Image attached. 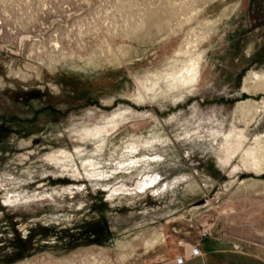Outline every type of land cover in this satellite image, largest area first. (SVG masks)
Instances as JSON below:
<instances>
[{
    "label": "rangeland",
    "instance_id": "374dc122",
    "mask_svg": "<svg viewBox=\"0 0 264 264\" xmlns=\"http://www.w3.org/2000/svg\"><path fill=\"white\" fill-rule=\"evenodd\" d=\"M263 72L264 0H0V264L264 262Z\"/></svg>",
    "mask_w": 264,
    "mask_h": 264
},
{
    "label": "bare ground",
    "instance_id": "6f19581e",
    "mask_svg": "<svg viewBox=\"0 0 264 264\" xmlns=\"http://www.w3.org/2000/svg\"><path fill=\"white\" fill-rule=\"evenodd\" d=\"M200 60H201L200 57L194 58L193 56H190L189 57V60L187 62H184V64L181 67H177V70L176 71H174L172 73L166 74L164 79L170 80V83H168L169 84V87L170 88L173 87L175 89H182V90H184V89H186L188 87L190 88V86H193V85L197 84L198 81H199V77H200L199 76L200 75V69H201ZM156 78H158V81L161 79L158 76H156ZM252 80H254V81L251 84V86H252V88L254 90H261V89L264 90V72L262 74H260V75L259 74H253L252 75ZM158 86H159V82H156L155 80H152L151 81V84L150 85H146L145 87H146V89L148 91L151 92V91H153ZM102 132H103V130L102 131H99V133L97 134V136H100L102 134ZM234 134H235V131H234ZM232 135L233 134H231V137L233 138ZM228 136L226 138H228ZM236 138H234V139L237 140V141H234L235 143L233 141H231V140H228L227 141V144L229 146L227 148V152L229 153V156L227 155L228 156L227 160H229V157H231V155L236 154L241 149V146L243 144V141H242L243 140V137H241V136L239 137V135H236ZM225 148H226V145H225ZM231 148H233V149L231 150ZM136 150H137V148H133V151H136ZM70 158H71L70 155H66L65 156V159L66 160H69ZM224 158L226 159V156ZM245 158H246V160L249 161L250 164L254 165L257 168H260V166H262V165L264 166V154L258 153L257 150H255V149L247 150L246 151ZM225 159H224V161H225ZM158 160H159L158 159V156H154V157H147V156H145L142 159H139L138 161L136 160V162L134 160L133 161V163H134L133 164V168L140 167L143 163L144 164H149L150 162H157ZM52 161L57 162V161H60V159H58V158H52ZM97 165H98L97 163H90L89 166L95 168ZM91 169H93V168H91ZM96 169H97V167H96ZM95 173L96 172H94V174ZM145 177L146 178L145 179L142 178L141 181L136 186V188L135 189H132V190H135V191H138L139 190L141 192V191H143V190H145L147 188L153 189V190L157 188V187H152L153 185H155L157 183V178H153V176H149V175H145ZM132 190H129L126 186L123 185L122 187L114 190L115 192H113V194L114 193H117V194H119V193L120 194L121 193H127V191H132ZM113 194H111L110 196L113 197ZM127 194H129V193H127Z\"/></svg>",
    "mask_w": 264,
    "mask_h": 264
},
{
    "label": "crops",
    "instance_id": "0c3cea01",
    "mask_svg": "<svg viewBox=\"0 0 264 264\" xmlns=\"http://www.w3.org/2000/svg\"><path fill=\"white\" fill-rule=\"evenodd\" d=\"M183 264H264L258 257L231 253L225 250H209L200 257H189Z\"/></svg>",
    "mask_w": 264,
    "mask_h": 264
},
{
    "label": "built area",
    "instance_id": "2783aa9c",
    "mask_svg": "<svg viewBox=\"0 0 264 264\" xmlns=\"http://www.w3.org/2000/svg\"><path fill=\"white\" fill-rule=\"evenodd\" d=\"M181 245H182V243H181ZM196 255H199V254H196Z\"/></svg>",
    "mask_w": 264,
    "mask_h": 264
},
{
    "label": "water",
    "instance_id": "95a60500",
    "mask_svg": "<svg viewBox=\"0 0 264 264\" xmlns=\"http://www.w3.org/2000/svg\"><path fill=\"white\" fill-rule=\"evenodd\" d=\"M200 204H203V202H202V203H200Z\"/></svg>",
    "mask_w": 264,
    "mask_h": 264
}]
</instances>
